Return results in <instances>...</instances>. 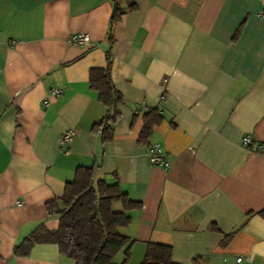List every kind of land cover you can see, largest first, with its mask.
<instances>
[{
  "label": "crops",
  "instance_id": "crops-1",
  "mask_svg": "<svg viewBox=\"0 0 264 264\" xmlns=\"http://www.w3.org/2000/svg\"><path fill=\"white\" fill-rule=\"evenodd\" d=\"M114 1L126 9L110 51L123 102L104 141L95 124L107 109L89 70L106 66L112 0H0V264H74L54 242L26 256L13 248L57 228L46 203L78 166L141 202L121 230L133 240L126 264L150 242L170 245L176 264H264V0ZM77 33L90 45L71 43ZM152 108L163 119L140 143ZM152 143L167 170L150 163Z\"/></svg>",
  "mask_w": 264,
  "mask_h": 264
},
{
  "label": "trees",
  "instance_id": "trees-1",
  "mask_svg": "<svg viewBox=\"0 0 264 264\" xmlns=\"http://www.w3.org/2000/svg\"><path fill=\"white\" fill-rule=\"evenodd\" d=\"M113 9L109 21V48L106 53V66L89 70V87L96 91L107 114L95 129L102 133L104 141L112 137V124L118 119L117 106L122 104L121 94L111 80L112 28L125 13L123 7L112 0ZM129 3L127 9L134 8ZM162 114L157 109H149L143 114V126L138 138L147 143L153 127L161 122ZM150 145V144H149ZM97 167L78 166L72 180L64 185L58 199L46 203L49 215L58 218L55 230L39 227L22 243L15 245L16 256H26L32 244L54 242L61 254L71 258L74 264H126L130 256L132 239L121 230L131 222L130 211L139 209L141 202L131 199L117 182L108 183L97 178ZM119 203L121 208L115 209ZM264 218V208L256 212ZM122 252V262L114 258ZM172 248L161 243H147L140 264H176L171 259Z\"/></svg>",
  "mask_w": 264,
  "mask_h": 264
},
{
  "label": "built area",
  "instance_id": "built-area-1",
  "mask_svg": "<svg viewBox=\"0 0 264 264\" xmlns=\"http://www.w3.org/2000/svg\"><path fill=\"white\" fill-rule=\"evenodd\" d=\"M262 17V15H260ZM69 41L71 43L86 47L90 45V38L85 33H77L70 37ZM62 90L58 88L51 89L49 97L44 101V104L49 103L50 98H57L61 95ZM74 134V130L67 129L61 136L60 144H66ZM242 147L244 149H249L253 144L251 136L245 135L242 139ZM256 148L258 150L264 149V145L257 143ZM147 157L151 164L161 166L164 170H167L170 167V160L168 159L167 153L163 150L162 146L159 143H152L148 145L146 150ZM232 264H248L244 258L240 255L234 257Z\"/></svg>",
  "mask_w": 264,
  "mask_h": 264
}]
</instances>
